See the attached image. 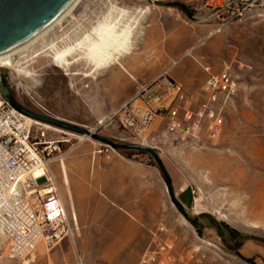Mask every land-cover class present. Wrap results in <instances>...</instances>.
<instances>
[{"label": "rangeland", "instance_id": "374dc122", "mask_svg": "<svg viewBox=\"0 0 264 264\" xmlns=\"http://www.w3.org/2000/svg\"><path fill=\"white\" fill-rule=\"evenodd\" d=\"M174 1L187 11L169 4ZM103 22L130 30L128 51L115 62L85 75L91 65L84 51L77 49L62 62L52 59L53 51L75 46ZM191 47L215 72L230 61L238 90L224 105L216 140L184 145L161 135L143 144L156 151L185 212L177 209L150 152L115 149L85 133L33 123V136L44 130L47 138L68 139L56 155L62 160L50 163L58 182L62 163L65 170L69 163L89 171L102 165L113 196L101 197L110 212L103 220L78 222L74 240L51 248L39 241L25 258L10 255L0 234V264H136L159 223L177 234L180 246L196 234L211 240L219 236L227 250L264 264V0H78L57 24L13 53L12 65L0 67V73L8 91L27 108H43L116 143H138L113 123L98 124L108 109L98 110L88 90L99 89L98 76L107 69L115 88L127 80L135 94ZM181 67L189 73V92L201 98L205 73L184 56L169 67L168 76L173 79ZM241 244L248 257L237 252Z\"/></svg>", "mask_w": 264, "mask_h": 264}, {"label": "built area", "instance_id": "2783aa9c", "mask_svg": "<svg viewBox=\"0 0 264 264\" xmlns=\"http://www.w3.org/2000/svg\"><path fill=\"white\" fill-rule=\"evenodd\" d=\"M184 56L194 59L206 75L201 98L168 76L169 67ZM237 90L230 61H223L215 72L195 57L191 47L171 59L151 82L141 83L98 124L113 123L139 144L161 135L184 145L206 143L220 136L224 105ZM39 112L47 115L43 108ZM28 117L0 93V234L10 255L18 258L28 257L39 241L51 248L76 235L75 217L68 216L50 168L53 160H62L56 155L68 139L47 138L44 130L33 136L35 121ZM167 231L165 224H158L136 264H255L227 250L219 236L211 240L196 234L195 240L180 246L177 234Z\"/></svg>", "mask_w": 264, "mask_h": 264}, {"label": "water", "instance_id": "95a60500", "mask_svg": "<svg viewBox=\"0 0 264 264\" xmlns=\"http://www.w3.org/2000/svg\"><path fill=\"white\" fill-rule=\"evenodd\" d=\"M72 2L73 0H0V54L18 47L36 35L53 22ZM0 93L8 104L35 120L88 134L92 138L107 143L115 149H140L150 152L163 174L170 197L174 201L177 209L180 212H185L182 204L175 199L171 187L172 179L153 148L138 143H116L79 125L51 115L35 112L21 104L8 91L2 73H0Z\"/></svg>", "mask_w": 264, "mask_h": 264}, {"label": "crops", "instance_id": "0c3cea01", "mask_svg": "<svg viewBox=\"0 0 264 264\" xmlns=\"http://www.w3.org/2000/svg\"><path fill=\"white\" fill-rule=\"evenodd\" d=\"M106 67V66H105ZM104 68V67H103ZM101 69V68H100ZM99 77L101 79H99ZM175 81L180 82L187 91H191V85L189 84V73L185 68L181 67L175 69L173 77ZM99 89L88 90V94H95L94 98L98 102V110L105 111L106 109L111 110L122 102L128 100L133 94L134 90L129 85V81L125 80L123 86L115 88L111 84L112 77L109 71L104 70L100 76H98ZM95 152V151H94ZM93 152V153H94ZM63 165V167H62ZM75 164H68V169L65 170L64 164H61L62 179L57 185L60 193L61 201L65 207L68 216L73 215L76 221V230L78 222L80 225L87 224L89 220L97 221L103 220V213L110 212L108 202L102 199V195L113 196V192L106 187V175L103 172L102 165H95L90 168V171ZM108 177V176H107ZM82 235H97L102 234L98 231H80ZM246 248L245 244H241L237 248V252L244 255L242 249ZM252 252V250H250ZM247 249V252L250 254ZM206 264H215L214 262H206Z\"/></svg>", "mask_w": 264, "mask_h": 264}, {"label": "bare ground", "instance_id": "6f19581e", "mask_svg": "<svg viewBox=\"0 0 264 264\" xmlns=\"http://www.w3.org/2000/svg\"><path fill=\"white\" fill-rule=\"evenodd\" d=\"M77 2L78 0H73V2L53 22L39 31L36 35L31 37L18 47L5 53H1L0 67L11 66V55L13 53L25 47L39 35L52 28L74 7ZM129 38L130 30H128L126 26L124 28H118L114 24L103 22L100 25L93 27L89 34H84L82 38L78 42H76L75 46L53 51L52 59L56 62H62L64 59H66L67 55L71 54L73 51H76L77 49L79 51H84L87 62L91 65L90 70L84 72L85 75H88L87 72L95 73L100 68L110 65V63L112 62H115L120 55H122L124 52H127ZM28 118L32 119L31 117ZM33 120L35 121L34 123L40 124L44 127L56 128L50 124L35 119ZM57 129L61 130L59 128Z\"/></svg>", "mask_w": 264, "mask_h": 264}, {"label": "trees", "instance_id": "16d2710c", "mask_svg": "<svg viewBox=\"0 0 264 264\" xmlns=\"http://www.w3.org/2000/svg\"><path fill=\"white\" fill-rule=\"evenodd\" d=\"M169 4L171 5H175L177 7H179L181 10H183L184 12L187 11V6L184 3L178 2V1H174V2H170ZM200 232V231H199Z\"/></svg>", "mask_w": 264, "mask_h": 264}]
</instances>
